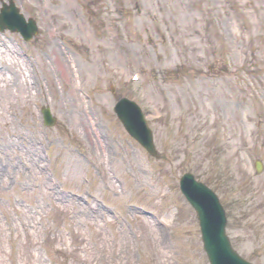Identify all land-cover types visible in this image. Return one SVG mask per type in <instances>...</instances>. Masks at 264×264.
Instances as JSON below:
<instances>
[{
	"label": "rangeland",
	"instance_id": "obj_1",
	"mask_svg": "<svg viewBox=\"0 0 264 264\" xmlns=\"http://www.w3.org/2000/svg\"><path fill=\"white\" fill-rule=\"evenodd\" d=\"M14 2L38 32L24 42L0 31L24 50L31 88H0V147L14 135L35 138L38 157L20 147L0 151V172L10 170L0 175V264H209L196 214L178 189L184 172L220 198L237 253L264 264V104L255 99L264 101V0ZM72 82L80 108L96 115L87 123L112 136L104 159H91L95 142L74 105L73 114L63 107ZM121 97L144 109L156 158L113 112ZM44 107L53 124L43 123ZM53 192L72 199L45 202ZM30 210L40 216L36 237L18 231Z\"/></svg>",
	"mask_w": 264,
	"mask_h": 264
},
{
	"label": "bare ground",
	"instance_id": "obj_2",
	"mask_svg": "<svg viewBox=\"0 0 264 264\" xmlns=\"http://www.w3.org/2000/svg\"><path fill=\"white\" fill-rule=\"evenodd\" d=\"M33 31L35 33L30 31L27 34H30L31 37H32V35L35 36L37 34V32L35 30H33ZM20 37H21V35H20ZM28 38H29V36H28ZM22 40H24L23 36H22ZM10 43L11 42L9 40H2L0 38V64H1L0 65V88L3 87L9 93H12V88L22 86L24 88V90L29 93V92H31L30 81H27L29 79L27 78V75H24L25 72H23L28 67L29 61L25 58V56L22 57L23 54L21 55V52L22 51L24 52V50H21L19 52L18 49L15 46L11 45ZM58 47H59L58 51H60L59 53H61L59 44H58ZM62 65H64V64H62ZM49 68L51 69V67H49ZM4 69L6 70V72H8V74H6L5 71H3ZM55 72H57V69H55ZM62 73H64V80H65L67 77H69L72 74L71 66L68 65V67L62 71ZM72 84H73V82H72ZM72 87H71L72 89L70 90V92H68L65 96L66 99L64 102H66L67 100H68V102H67V104L63 103V107H64V109L66 108L70 113L73 114V109H72L71 105H74V109H75L74 115H76V117L78 119V123L80 122V124L86 129L87 133H85V135L88 137L90 143H93V141L95 142L94 145L96 146L97 151L92 150V154L90 155L91 159H92V157H94V160L99 159V156H101V159H104V156H102V155L104 154V152H107V151H106V148H105L103 142L105 141L104 139H106V137L104 139H102L101 143L98 140V136H100V137L105 136L104 132H102V131L99 132V129H101L100 125H98V127H95L94 125H93L94 127L93 126L90 127V125L87 123V121H88L87 120V114L90 115V119H91L90 122H92V118H93L94 123L96 120V115H94L93 109H90V107H88V104H87V109H88L87 112L83 108H80V101H79L80 98L78 97V95H76V91L74 90V84L72 85ZM33 95L35 96V94H33ZM91 112L93 113V117L91 115ZM43 114L49 116V113L46 110L43 112ZM133 115L136 116L135 113H133ZM79 118H81V119H79ZM135 122H136L135 126H133L132 122L130 123V125L133 126L132 128H134V131L137 129L135 127L138 124L137 121H135ZM125 131L127 132V130H125ZM20 138H22L20 135H17V136L14 135V137L12 139H9L7 141L3 139V145L4 146L0 147V151L5 146H7V148H9L8 151L9 150H16L15 148L20 147L21 150H23V149H24V151L28 150V153L31 151L33 156H35V158H37L38 152L35 148V142H36L35 138L32 139L31 137H27V136H25V139H20ZM11 144H13V145L11 147H8ZM95 146H94V148H95ZM79 151H81L82 154L80 152H77L76 150L74 152H77V154L82 155V156L87 155L86 151H84V150H79ZM25 154H26V152H25ZM78 162L80 163L81 161H78ZM30 170L33 171V174H37L36 173L37 172L36 164H32ZM9 171H10L9 169H2V171L0 172V175L3 176L5 173H8ZM27 175L30 177L32 174L30 172H27ZM47 177L48 176L46 174H44V178H47ZM27 180L30 181L29 178ZM7 184L11 185V182H9L7 180ZM36 184H37V182H36ZM70 196H72V193H68L67 196L57 195V194H52V195L49 194V196H46V197H48V198L49 197L60 198L61 204H62V203H65L64 201L67 199V197H68V200L70 201L72 199ZM45 202L50 203V199L45 200ZM76 202L78 203V200L73 201L72 204L75 206ZM27 213L31 217L29 219H27V221H21V224L18 226V231L24 232V229H27V232L29 233V235L36 237V234L32 231V230L37 229V227H35L33 225V218L36 220V221H34V223L38 224L40 216L36 215L35 210H30ZM19 228H22L23 230H21ZM14 229L11 226L9 231H10L11 235H13V236L15 235L14 238H16L17 235L14 233L15 232Z\"/></svg>",
	"mask_w": 264,
	"mask_h": 264
},
{
	"label": "water",
	"instance_id": "obj_3",
	"mask_svg": "<svg viewBox=\"0 0 264 264\" xmlns=\"http://www.w3.org/2000/svg\"><path fill=\"white\" fill-rule=\"evenodd\" d=\"M4 17L2 18L0 16V26L1 28H3L4 26H8L11 28H16V24L19 22V20H21V16L18 14L17 9L14 7V5L11 3L10 6L3 8V13ZM25 26V24H23ZM34 27L31 23H29L28 26L21 28V32L25 35V36H30V34H27L28 32L32 31L33 32ZM123 119V123L124 125L127 127V129L130 131V123L131 121L128 118H124L122 116ZM135 121L138 122L137 124V128L139 127L142 131L143 134L139 135V133H137L135 131V135L137 137L140 136V138L142 139V142L145 146H147L149 149L151 148V145L149 144V142H147V138H146V128L144 125V122L141 118L136 117ZM131 132V131H130ZM257 169H260L259 164H257ZM181 188L183 190V192L185 193V195L187 196V198L189 199V201L192 203V205L194 206L198 218L200 220V225H201V231H202V239L204 242V249L207 251L208 254V258L211 262V264H217L216 260L214 258V253H213V249L210 246V241L207 235V215L206 213L195 203L194 199L190 197L189 192L186 190L187 186L189 185V183L195 184L194 179L192 178V176L190 174H185L182 179H181ZM227 249H229V251L231 252L232 256L237 259L240 260L241 264H249L243 260H241L237 254L229 247V245L227 244Z\"/></svg>",
	"mask_w": 264,
	"mask_h": 264
}]
</instances>
